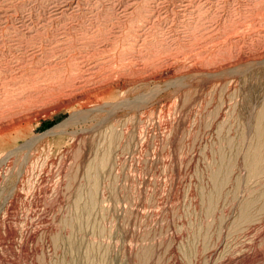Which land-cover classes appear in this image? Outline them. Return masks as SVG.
<instances>
[{"label": "rangeland", "instance_id": "obj_1", "mask_svg": "<svg viewBox=\"0 0 264 264\" xmlns=\"http://www.w3.org/2000/svg\"><path fill=\"white\" fill-rule=\"evenodd\" d=\"M0 264H264V0H0Z\"/></svg>", "mask_w": 264, "mask_h": 264}, {"label": "bare ground", "instance_id": "obj_2", "mask_svg": "<svg viewBox=\"0 0 264 264\" xmlns=\"http://www.w3.org/2000/svg\"><path fill=\"white\" fill-rule=\"evenodd\" d=\"M258 157H259V156H256L255 159L258 160Z\"/></svg>", "mask_w": 264, "mask_h": 264}]
</instances>
